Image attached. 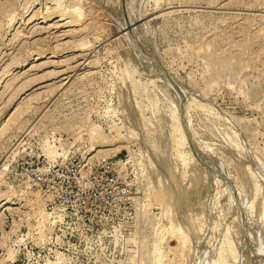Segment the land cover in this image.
<instances>
[{
  "label": "rangeland",
  "instance_id": "374dc122",
  "mask_svg": "<svg viewBox=\"0 0 264 264\" xmlns=\"http://www.w3.org/2000/svg\"><path fill=\"white\" fill-rule=\"evenodd\" d=\"M4 197L0 264H264V0H0Z\"/></svg>",
  "mask_w": 264,
  "mask_h": 264
},
{
  "label": "built area",
  "instance_id": "2783aa9c",
  "mask_svg": "<svg viewBox=\"0 0 264 264\" xmlns=\"http://www.w3.org/2000/svg\"><path fill=\"white\" fill-rule=\"evenodd\" d=\"M31 164L32 163L27 162V165H31ZM38 169H39V167H36L34 169V167L31 166V168H28L26 170L32 172L33 174H36ZM63 171L65 172L63 175V178H66L67 183H73L74 182V183H78V185H79L80 173H79L78 165L76 163H71L70 165L65 166ZM5 200H7L6 197L1 198L0 199V205L3 202H5ZM5 204H7V203H5ZM9 204L14 205V203H9ZM4 206H6V205L2 206V211L5 209H8V205L6 207H4Z\"/></svg>",
  "mask_w": 264,
  "mask_h": 264
},
{
  "label": "water",
  "instance_id": "95a60500",
  "mask_svg": "<svg viewBox=\"0 0 264 264\" xmlns=\"http://www.w3.org/2000/svg\"><path fill=\"white\" fill-rule=\"evenodd\" d=\"M170 79H171L172 83L174 84V86L176 87V89H177L180 93H182L180 87L178 86V84H177V83H176L171 77H170Z\"/></svg>",
  "mask_w": 264,
  "mask_h": 264
},
{
  "label": "bare ground",
  "instance_id": "6f19581e",
  "mask_svg": "<svg viewBox=\"0 0 264 264\" xmlns=\"http://www.w3.org/2000/svg\"><path fill=\"white\" fill-rule=\"evenodd\" d=\"M166 77H167V76H166ZM171 84H172V83H171ZM176 91H177V90H176ZM183 91H184V90H183ZM177 92H178V91H177ZM177 94H178V93H177ZM187 95H188V94H187ZM184 96H185V95H184ZM185 97H186V96H185ZM186 100H187V99H186ZM181 101H182V100H181ZM9 201H10V200H6V202H4V204H5V203H9ZM2 204H3V203H2ZM0 208H1V207H0ZM0 214H1V213H0ZM0 216H2V215H0Z\"/></svg>",
  "mask_w": 264,
  "mask_h": 264
}]
</instances>
